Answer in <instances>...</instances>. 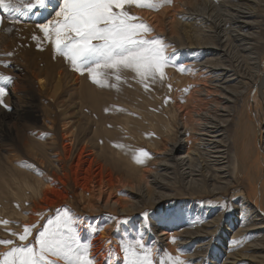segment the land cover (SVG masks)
Returning <instances> with one entry per match:
<instances>
[{
  "label": "bare ground",
  "instance_id": "obj_1",
  "mask_svg": "<svg viewBox=\"0 0 264 264\" xmlns=\"http://www.w3.org/2000/svg\"><path fill=\"white\" fill-rule=\"evenodd\" d=\"M52 3L55 4L56 0H52ZM136 6V8L141 7L137 9L140 12L138 17H141L142 20H148L147 23L153 17L155 21L152 25L155 24L159 30L161 29L162 36L167 37L168 40L178 41L179 44L177 45L180 46L181 51L185 52L181 54L188 57L193 55L198 61L197 63L195 61L193 63L187 62L181 66L182 69L191 65L194 67V69H188L189 73L186 77L176 76L175 73L177 80H179L177 86L181 85L179 89L188 92L187 94L190 95L184 98L182 105L179 103L180 98L177 99V97L174 100L168 98L171 103H166L165 94H162L160 90L165 92L167 90L165 86L171 87L169 75L174 71L172 65L163 68L162 76L157 73L155 78L147 77L143 80L132 69L121 70L119 80L115 79L117 75L115 70L105 68L98 70V73H101L98 76L100 82L96 83L93 80L89 82L92 98L82 104L80 115L85 116L88 113L85 116V129L81 135H75V132L70 130L63 134L65 140L63 149L67 156L75 152L79 142L82 143L76 160L72 166L67 167L66 158L52 150L57 155L56 162L60 164H55L54 167L47 166L50 173L39 178L37 186L26 185L30 190L29 194L26 195H29L28 199L32 202L28 206L32 210V214L23 215L21 219L24 221L30 219L32 223L26 227H32L33 222L54 208L56 199L52 194L65 198L67 194L65 187L70 181H73L71 199L75 201L79 199L83 208L92 206L93 197H96L98 202L107 197L105 204L102 207L98 206L99 211L103 214L100 220L103 225L101 229L105 231L98 236L94 235L86 239L84 235H81L83 232L85 233V230L82 229L80 230L82 231L81 234L78 235L82 240L86 239L85 245L89 247V256L94 259L93 263L98 264L97 261L101 257V263L115 264L108 256L114 254L116 255H113L115 260L121 257L124 264H127L126 260L130 258V253L122 248L131 242L120 240L118 243L115 241V250H112L108 247L105 239L106 234H110L113 229V227L109 228V225L113 226L121 222L118 215L123 216L125 220H130L132 217L130 220L132 222L138 212L146 213L147 203L153 192L161 199L164 195V198L171 197L161 194L157 189L167 190L166 193H169L171 191L169 190L170 181L174 177H179L183 182H187L191 188L203 190L213 197L221 190L229 189L231 187L229 179L231 175L228 167L231 166L227 164L230 163V152L234 150L237 162L235 168L242 177L239 184L242 187L241 196L245 194L242 202L234 209L238 213L240 210V217L243 221L241 224H237V221L233 219L228 221L230 229L237 226L238 228L232 231L233 238L226 251L227 257L222 261V264H239L241 259H247V262L242 264H263L264 92L262 90L264 89V51L260 49L264 48V39H262L264 34V0H172L171 6L175 14L181 10L182 6L189 7L185 9L187 11L180 13V17H172V20L167 22L159 19L156 11H149L146 6H138L137 4ZM50 11L51 8L45 10V14L47 15ZM0 17L3 18L0 22V73L11 74L13 87L7 92V86L4 85L6 80L3 81L2 79L0 86L5 88L7 98L12 96L16 101L23 100L17 99L24 92L20 86L22 83L18 79L28 77L30 69L28 66L25 70L20 65L7 63L12 55H16L18 48L16 41L10 37V12H5L4 9L0 8ZM165 25L169 32H166ZM140 35L145 38V33ZM53 46L54 43L51 41V48ZM33 51L30 48L28 53L31 54V60L35 62L40 59L39 55H42V59L43 57L49 59L56 57L52 50L45 54L38 51L33 53ZM207 51L209 52L207 53ZM206 53L209 57L201 61ZM24 56L25 60L20 59L33 66V63L26 61V54ZM243 58L248 59L249 64L257 71L251 93L240 98V93L235 91L233 87L236 84L247 85V82L238 72V62L242 61ZM61 70L57 81L42 79L45 83L44 93L53 99L54 104L63 94L62 86L64 83L68 86L70 81L73 84L78 82L80 87L85 83V77L80 72L73 71L69 67H63ZM31 72L38 79L37 72L33 70ZM71 73H74L72 77L69 76ZM229 73L231 74L228 75ZM198 83H204V85L202 87L196 86ZM114 84L119 85L114 86ZM207 85L214 90L208 89ZM113 88H123L124 90L119 96H115V93L119 91L114 92ZM104 93L114 99L107 102V111L102 112L105 105L101 96ZM133 93H136V96H132ZM115 99H122V103L127 108L129 107V110L121 109ZM243 100L245 101L243 102ZM80 101H83L82 96ZM163 109L167 111L165 115H172L175 118L174 121L168 120L164 129V125L160 123V114L163 113ZM87 110L90 111L87 112ZM122 110L125 115L121 120H118V114ZM178 110L185 112V114L178 113ZM232 110H234L235 116L232 114ZM230 114L233 117H229ZM179 117L182 118L180 119L182 124L177 119ZM32 119V116H26L13 120L12 125L16 133L24 134V126ZM232 122L233 124H231ZM81 125L76 126L77 131L81 130ZM101 129H107L105 134L100 133ZM108 130H114L116 133H110ZM90 131L91 136L87 133ZM181 136L185 138L179 139ZM191 139L195 141L193 148H191L193 145L190 144ZM145 142H151V146H166L165 153L170 156L167 159L170 163H163V172L154 176L153 187L150 186L151 188L146 189L147 191L139 186L134 187L138 191L130 190L128 199L132 201L131 204L125 199L113 201L114 189L119 186L117 179L122 180V176H119L120 173L116 174V172L128 169L134 174L139 170L138 160L134 157V150L139 146H144L142 143ZM187 142L189 147L186 145ZM168 144L171 145L169 149H167ZM183 146L188 147L187 153L175 155ZM41 159V166L53 164V162L46 163L44 161L47 157ZM130 177L125 176L127 182ZM218 178L224 180V182H220V186L212 183H219ZM17 192L21 194L20 190ZM193 192L196 193V191ZM232 197L231 200H234ZM186 198H195V196L189 195ZM5 202L9 206L7 209L9 210L10 198L5 199ZM144 202L146 205H143ZM221 204L224 205V201L206 202L201 200L198 203H190V206L180 201L179 216L177 213H170L164 221L156 219L155 222L149 220L148 217L146 218L147 215L141 217L144 220L145 228H147L146 225H149V221L150 225H153L152 232L156 231L159 226L175 228L170 231L159 229L163 232L158 236L152 233V237L156 240H154L153 248H149L151 256L154 255L153 251L160 244L169 241L168 245L177 251L178 258L181 259L183 254L181 249L187 250L201 240L194 249L195 253L187 257L188 260L185 264H208L210 258L219 260L218 253L220 250L216 247L223 244L224 241L223 235L218 237L220 224L224 221L223 213L217 214ZM74 205L75 203H70L68 206L75 212L76 206ZM208 207L210 209L205 210ZM60 216L62 217L63 214ZM78 216L83 218L85 215L79 213ZM131 222H126V224H129V227L134 230L136 238L141 239L142 234L136 232L137 230ZM186 226L191 227L192 230L187 231L182 228ZM129 227L125 225L123 230L126 231ZM4 228L6 227L4 226ZM230 229L229 232H231ZM86 235H88L87 232ZM217 237L218 245L213 249L212 246ZM144 243L145 241H143ZM190 243L193 244L190 246ZM121 250L123 255L120 253ZM260 255L262 256L258 262L256 259ZM152 260L153 264H156L154 259Z\"/></svg>",
  "mask_w": 264,
  "mask_h": 264
},
{
  "label": "rangeland",
  "instance_id": "obj_2",
  "mask_svg": "<svg viewBox=\"0 0 264 264\" xmlns=\"http://www.w3.org/2000/svg\"><path fill=\"white\" fill-rule=\"evenodd\" d=\"M13 2L18 4L19 0H13ZM171 5H172V0L171 3H164L158 9L149 8V7H146V9H148L149 11H156L157 17L167 22L172 20V17L174 18L176 16L180 17L179 16L180 13H184L185 11H187L185 9L189 7V6L187 7L182 6L181 10H179L181 12L178 11L175 14ZM136 7L137 6L135 3L131 5H125V10L128 11L131 16L137 17L139 18L140 21L147 23L148 20H142L141 17H138V14L140 12L137 9H140L141 7L138 8ZM10 14H11V18L9 20L10 37L16 41L18 51L16 55H12V57L8 60L9 62L7 63L9 65L12 63L20 65L25 70H27V66H28L30 71L33 70L37 72L38 79H36V77L32 75V72L30 73L29 71L27 75L28 77L26 78L23 77L18 79L20 83H22V85L20 86L22 87V90L24 92L21 96L17 97V99H23V100L16 101L12 96L7 98L5 94L3 97V104H0V113L3 114V115L0 114V197H2L0 198V221H2L0 225L5 224L4 226L6 227L4 228V226L2 227L0 226V240L14 241L13 245H0V259H3L4 257L2 254L10 251L12 247L21 244H28L30 242L34 244V240L37 237L38 232L40 230H43V228H49V229L56 228L59 223L57 221V216L64 214L65 211H67V213L76 220L75 235L77 239L80 241V243L85 245L87 237H91L94 235L98 236L105 231L101 229L103 225L100 222V220H101V215L103 214L102 212L99 211L98 206L102 207L107 200V197H105L103 201L101 199L98 202L96 201L97 200L96 197H93L94 201L92 202V206L89 208H83V206L81 205L82 203H80L79 199L77 201L71 199L74 182L70 181L69 184L65 187V190L67 192L66 197L60 198L57 197L55 194H52V196L55 197L56 199V204L54 208L51 211L45 212L43 217L33 222L34 227L33 226L29 227L31 229V235L28 236V239L26 241L22 242L18 239L19 234L24 233V228L28 225H31L32 223L30 222L31 221L30 219L26 221L21 219V216L23 215L28 216L32 214V210H30V208L28 207L32 202L30 201V199H28L29 195H26L29 194L30 190L26 187V185L29 184V185L37 186L39 178L44 177L46 174L50 173L49 168H47V166L54 167L55 164L56 165L60 164L56 162L57 155L53 153L52 150H55L56 152H58L57 154H60L63 158H66L67 161L65 162V164L67 167L72 166L74 161L76 160L77 153L82 143L79 142L77 144L75 152L72 155L67 156L63 149L65 143L63 134L70 130L75 132V135H81L82 131L85 129V124H86L85 116H87L88 113L85 116L80 114L82 111V104L88 102L92 98L91 96L92 92L90 90L91 84H89V82L92 79L90 74L85 71L83 73V76L85 77V83L82 85V87H80V84H78V82L77 84H73L71 81L70 82L68 81L70 83L68 86L65 85L64 83V85L62 86L63 94L58 98L57 103L54 104L53 99L49 98L50 96H47L44 93L45 83L42 81V79H50L57 81L58 74L63 67H69L71 70L75 71L72 67L71 62L66 57H64L63 55H61L59 52L56 51L55 45L51 48V40H49V38L45 36L44 32L40 28V25L46 24L50 19L54 17V13L51 10L46 15L45 10L41 9L33 13H28L24 16H21L16 12H10ZM154 21L155 19H153L152 17V20L147 23V25L150 26L151 30L145 33L144 35L145 39L161 38L164 44L167 45L165 54L170 58V63L166 66L171 67L172 65L174 67V71L172 72L174 74L171 73L169 75V79H170L169 82L171 87L165 86L167 90L163 92V90L161 89L160 91L162 94H165L166 103L167 102L171 103L169 99L174 100L176 99L175 97H177V99L182 98L181 100L179 99V103H181L182 105L185 100L184 98L189 96L190 94H187L188 92L184 90L181 91V89H179L181 85L177 86L179 84V80H177L178 78L176 76L186 77L189 73L188 69H194V67L191 65L185 68L183 67L182 69L181 66L187 62L193 63L195 61L197 63L198 61L195 60L193 55L189 56L190 59L188 56L182 55L181 53H185V52L181 51L182 49L180 48L179 45H177L179 44V42L168 40L167 37L162 36L161 29L159 30V27L155 26V24L152 25ZM166 29L168 30L167 26L165 27V30ZM167 30L166 32H169ZM262 39H264V34L262 36ZM30 48L34 50L33 53H37L38 51L42 54H45L46 52L52 50L55 52L56 57L52 59L43 57L42 59L41 58L42 55H39L40 59L38 60V62L32 61L30 58L31 54L28 53ZM260 50L264 51V48L263 49L261 48ZM208 52L209 51H207V53ZM207 53L203 56V59H201V61H204L206 58L209 57ZM25 54L27 58L26 61H30L31 63H33V66L26 64V62L20 59L22 58L25 60V56H24ZM247 60L248 59L243 58L242 61L238 62L239 65L238 72L247 82V85L244 86L242 84H236L233 87L235 91H238L240 93L239 96L240 98L246 97L248 96V94L251 93L250 91L253 89L252 84L254 83L256 77L257 70L253 69V67L249 64ZM8 64L5 63V65ZM178 69H180V71H177ZM193 71H197V70H193ZM73 74L74 73H71V75L69 76L72 77ZM230 74L231 73H229L228 75ZM0 77L12 78L11 74H4V73L3 74L0 73ZM2 80L3 81L6 80V83L4 82V85L7 86L6 91L9 92L13 87L12 80L11 79L10 80L2 79ZM115 85L118 86L119 84H114V86ZM203 85L204 83H198V85L196 84V86H201V87ZM207 88L210 90H214L209 85H207ZM113 90L114 92L119 91L115 93V96H119L124 89L113 88ZM262 91L264 92V89ZM219 95L223 96L222 94ZM81 96L83 97L82 102L80 101ZM132 96H136V93H133ZM112 99L114 98L110 97L108 94L105 93L101 96V100L105 105L102 112L107 111L106 104L108 101ZM115 101L118 103L121 109L129 110V107L127 108V106H125L122 103V99H115ZM244 101L245 100H243V102ZM4 105H7V107H5ZM235 109H238V107L237 108L235 107ZM123 110L122 112H119L118 120H121L124 117L125 114L123 113ZM89 111L90 110H87V112ZM162 112L163 113L160 114V123L164 125L163 127L164 129L166 126V122L168 120L174 121L175 118H173L172 115L171 116L165 115L167 113L166 109H163ZM232 112H233L232 114H234V110H232ZM178 113L182 115L185 114V112H181L180 110H178ZM232 114H230L229 117H233ZM26 116H32L33 119L28 121L27 124L24 126L25 127L24 134L22 135L20 133L17 134L14 126L12 125L13 120H15L18 117H26ZM177 119H179V123L181 124L183 123L182 120L180 121V119H182L181 117ZM79 124H82L81 130L77 131L76 126ZM231 124H233V122ZM106 130L107 129H101L100 133L102 132L103 135L105 134ZM87 133H89L90 136L92 134L91 131ZM110 133H116V131L111 130ZM180 138L184 139L185 137L181 136L179 137V139ZM142 144H144V146H139L134 150V157L137 160L143 161V162H138L139 170L134 174L131 173L128 169H124L116 172V174L120 173L119 176H122V180L117 179V183H119V186L117 187V189H114L115 192L112 197L113 201L117 199L123 201L125 199V201L131 204L132 201L128 199L130 190L134 189V187L139 186V187H143L145 191H147L149 188H151L150 186L153 187L154 186L153 181L155 178L154 176L156 174H161L163 172L162 169L163 163H167V164L170 163V161H167V159H169L170 156L167 153H165L166 146H151V142L148 143L145 142ZM190 144L193 145L192 147L190 146L191 148H193L195 141L191 139ZM186 145H188L189 147L188 142L186 143ZM169 147H171V145L168 144L167 149H169ZM188 147L183 146L182 148H179V151H177L175 155L178 156L180 154H186ZM141 150L148 153V155L141 156L140 155ZM230 154H231L230 163L227 164L228 166H231L230 168L228 167V171L231 175V177L229 178L231 187L229 189H224L223 191L221 190L220 193L216 194L213 197L211 194H207L203 192V190H197L191 188L189 185H187V182H183L181 179H179V177H174V179L170 181L169 186L171 187L169 190L171 191H169V193H166L167 190L164 191L157 189V191H159L161 194H166V196H171L175 198H171V197L164 198L165 197L164 195V197L161 199L160 197H158V195H156L153 192L151 199H149L147 203L146 213L138 212L135 215V218L132 220V222L130 221L132 217L130 220H125L123 216L118 215V218L119 220H121V222H119V224L117 225H113V226L109 225V228L113 227V229L110 234H106L107 237L105 239L107 240L108 247L112 250H115V246H114L116 244L115 241L119 243L120 240H122L123 242L126 241L131 242L128 245L124 244L125 246L122 249L126 250L129 245H132L133 247L135 246V242L132 241H137L140 238L139 239L136 238L134 230L129 227L130 226L129 224H126V222H131V224H133V227L137 230L136 232L142 234L143 237H141L140 240L145 241L144 243L145 248L147 249L153 248L154 246L153 243L154 240L156 239L152 237V233L158 236L163 231H170V230H174L175 228L172 226H159L160 228L157 227V230L152 232L151 230H153L152 229L153 225L152 224L150 225V221H149V225H146L147 228H145V226L143 225L144 220L141 217H145V215H147L146 218L148 217L149 220L151 221L155 222L156 219H158V221L159 220L164 221L170 213H177V215L179 216L180 201L190 205V203H198L201 200H204L206 202L207 201L216 202L217 200H219L221 202L224 201V205L221 204V208H219L217 211L218 213L217 212L216 213L219 214L222 212L224 221L223 223L220 224V228L218 230V237L223 235L224 241L222 242L223 244L218 245V237L215 239L212 247L214 249L216 245H218L216 248L220 250L219 252L220 254L218 253V251L216 252L219 255L218 256L219 260L210 258L208 264L210 263L222 264V261L227 257L226 251L228 249V245L231 243L233 238L232 231L238 228V226L237 227L232 226L233 229H230V225L228 221L233 219L237 221V224L242 223L243 220L240 217V210L238 213L236 212L237 210L234 209V207H236L242 202L243 197L245 195L244 194L241 196L242 187L239 184L241 183L242 177L238 172L237 168H235L237 162L235 160L236 156L234 150H231ZM232 156L235 161L233 160ZM42 157H47V159L44 160L46 163L53 162V164H44L43 166H41ZM125 176H131L128 179V182L125 179ZM218 181L219 183L217 182L216 183L212 182V183L216 184L217 186H220L221 185L220 182H224L222 178H218ZM187 186H189L190 188ZM18 190H20L22 195L17 192ZM134 191H138V190L134 189ZM193 191H196L197 194L194 193ZM185 195L187 197H189V195H194L195 198H186ZM8 197L10 198L11 201V206L9 210H7L9 206L5 202V199H7ZM231 197L234 200H231ZM66 198H68V200H66ZM72 198L75 199L74 197ZM70 203H75L74 205L76 206L75 212L72 209H70V207L68 206ZM144 204L145 202L143 203V205ZM206 204H210V203H206ZM116 207L119 208V206ZM209 209L210 207L205 208V210H209ZM79 213H82L85 216L81 218L78 216ZM217 214L215 215V217L217 216ZM236 216L237 218H235ZM85 217H87L88 219L86 220ZM110 219L113 222V218L111 217ZM4 221H7V223H3ZM48 221H52L53 223L49 224ZM22 225H24V227H22ZM125 225H127L130 230L129 229H127L126 231L123 230ZM182 228L187 231L192 230L191 227L188 226ZM82 229L85 230V233L83 232L81 234L82 231L80 230ZM159 229H162L163 231H160ZM229 229L231 232L228 231ZM86 232L88 233V235H86ZM132 232L133 235L131 236ZM11 233H16L17 235L13 236L11 235ZM80 234L84 235L86 239L82 240L81 238H79L78 235ZM199 241H197L193 247L188 248L187 250L181 249L183 254L181 259L179 258V260L183 261L185 264L188 260L187 257L195 253L194 249L196 245L199 244L198 243ZM168 242L169 241H166L164 244H160V246L153 251L154 255L151 256V259H154L156 264H161V261H165L166 264H172V260L178 258L177 251L171 248L168 245ZM192 244L193 243H190V246ZM251 244L253 245L254 243ZM255 244L258 245V243ZM140 251L142 252L143 250L141 249ZM120 253H122V250L120 251ZM113 255L114 254L108 255L109 259L112 260V263L124 264L121 257H119L118 260H115L113 257L116 255L114 256ZM261 256L262 255H260V257L256 259V261L259 262ZM100 258L98 259L97 263L103 264L101 263ZM245 262H247V259L246 260L241 259L238 263L242 264ZM61 264H63V262H61Z\"/></svg>",
  "mask_w": 264,
  "mask_h": 264
},
{
  "label": "snow or ice",
  "instance_id": "obj_3",
  "mask_svg": "<svg viewBox=\"0 0 264 264\" xmlns=\"http://www.w3.org/2000/svg\"><path fill=\"white\" fill-rule=\"evenodd\" d=\"M133 3L158 9L171 0H56L55 4L52 0H19L18 4L13 0H0V8L21 16L51 8L54 17L40 25L41 30L75 71L81 74L86 71L93 82L99 83L101 73L97 70L101 68L115 70L117 80L121 70L132 69L143 80L155 78L157 73L162 76L163 68L170 63L165 54L167 45L161 38L145 39L140 35L151 28L125 10V5ZM2 19L0 17V22ZM5 94V88L0 86V104ZM140 155L148 153L141 150ZM57 221L56 228L40 230L34 244H21L2 254L0 264H93L89 247L81 244L75 235V219L65 211ZM29 235L31 229L25 227L18 239L26 241ZM13 244L12 240H0V245ZM126 251L130 253L127 264H153L151 250L145 248L142 240L135 241L134 247L129 245ZM161 264L166 262L161 261ZM172 264L184 262L175 258Z\"/></svg>",
  "mask_w": 264,
  "mask_h": 264
}]
</instances>
